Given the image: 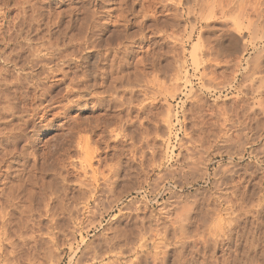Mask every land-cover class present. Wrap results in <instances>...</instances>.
<instances>
[{
  "label": "rangeland",
  "instance_id": "1",
  "mask_svg": "<svg viewBox=\"0 0 264 264\" xmlns=\"http://www.w3.org/2000/svg\"><path fill=\"white\" fill-rule=\"evenodd\" d=\"M15 1L0 0V78L8 81L21 73L5 63L9 55L23 64L28 46H39L36 38L43 34L51 36L40 39V46L49 42L47 47H62L68 33L59 32L67 26L74 32L85 6L83 0ZM213 1L201 0L200 17L181 22L179 28L170 18L158 25L162 30H146L150 45L136 43L131 58L143 61L150 46L155 68L150 60H144V67L136 66L141 79L132 96L123 92L124 87L111 97L105 95L102 106L96 93L103 95L113 77L100 79L97 91L91 88L78 96L67 95L69 82L56 76L41 106L47 114H37L35 126L24 129L28 139L9 146V129L20 121L0 127V138L6 140L0 142V264H264V30L253 24L238 37L235 49L226 38L221 46L224 30L236 35L232 24L239 11L226 19L213 10L211 5L218 4ZM233 1L235 8L246 2L247 12L254 5L264 12V0ZM167 25L171 28L165 29ZM109 28L96 36L103 47L114 46L122 30ZM134 32L135 28L126 30L129 35ZM10 49L18 55H11ZM134 67L124 75L132 77ZM10 151L16 154L10 157ZM189 157L196 158L197 165L187 163Z\"/></svg>",
  "mask_w": 264,
  "mask_h": 264
},
{
  "label": "bare ground",
  "instance_id": "2",
  "mask_svg": "<svg viewBox=\"0 0 264 264\" xmlns=\"http://www.w3.org/2000/svg\"><path fill=\"white\" fill-rule=\"evenodd\" d=\"M15 1V0H14ZM19 1V0H18ZM29 1V0H27ZM31 1V0H30ZM33 1V0H32ZM85 3V6H83V15H82V19L79 20V24L76 30H73L74 32L71 33L68 32L70 26L65 27L64 31L59 32L62 33L63 36L69 35V33H71V35L66 39L67 41L62 43V47L59 46H54L52 48V46L55 44H51V47H47V43L46 47H42L43 46V42L40 43L39 40L41 39H37L39 43L35 46L37 47H33L31 48V45L28 46L30 48H28L27 52V48L26 51L28 54V57L24 60L22 58V62L16 61V59H13L12 57L10 58V55L8 58L5 59V63H8L11 65L12 68L14 69H18L17 71H20L21 73L19 75L16 76L15 74V78L11 79V81L6 80V78L3 76L2 78H0V127L4 126V128L8 127L9 125L14 122L15 120H18L21 122V124H19L20 122H17V126L16 124H14L16 126V128H14L15 126L13 125V129L10 128V136H9V141H11L12 143L8 144L9 146H14L17 145V140H25L29 138V136H27V133L25 134L24 129H27V126L32 124L34 122V117H37V114H41V112L45 111V108L41 107L43 101L46 99L47 95H49V84L51 82V79H54V77L56 76H61V79H63L64 81H68L69 84L67 89H66V93L67 95H72V94H76V95H80L84 94L86 91L89 92L90 89L92 88L93 90L97 91L96 89H99V87L97 86V82L101 79L105 80L106 77H113V85L111 82V79L109 80L111 86L108 88H105V90L103 89V95H101L100 93H96L98 94L96 96V99L99 103V105H104V103H106V97L105 95H108L111 97V95L116 94L119 90H122L124 87L123 92L125 93H129L130 96L133 95V89L134 86L140 81H138V79L140 80L141 78H138L141 75L139 73H137L138 68L136 67L137 65H143L144 60H146V62H148L147 60H150L152 63L149 64V66L151 68H155V64L154 60H151V58H153V54L151 53V47L149 46L147 50H149L146 54L147 58L142 61V60H137L134 61L132 60L135 56V47H136V43H142V44H148L150 45V42L152 40V37L149 38L147 36V31L149 30V33L152 32L151 30H162L161 28H157L158 25L166 23L168 19L172 18V21H175L176 23V28L180 26V23H186L190 20V18H196V16L200 17V1L201 0H110V5H105L104 0H83ZM113 1H116L113 2ZM206 1V0H205ZM242 1V0H241ZM16 2V1H15ZM76 2V1H75ZM112 2L114 4H112ZM215 2V3H214ZM218 2V4H216ZM237 2V1H236ZM240 2V1H239ZM257 2V1H255ZM211 3V2H210ZM214 4H216V6L211 5L214 7L213 10H218L219 14L221 15V17L226 18L225 16L228 17V14L231 15V13H233L232 15H235V9H237V11H239V13H237L239 16L236 18V22H234L232 25L234 27V30H236V35L231 34L229 28L227 30H224L222 32V35L219 36L220 37V43L222 46V40H224L226 38V40L229 41L231 47L233 49H235L236 44L238 43V37L240 38L242 36V32L248 31L250 30V28L253 26V24L255 25V29L256 30H264V25L262 22H264V12L263 9L261 10L260 7L257 8L256 5L252 6V13H255L256 15V22L253 23L252 19H250V13L251 11L247 12V7L248 5L245 4H240L238 6V8H235L234 6V1L233 0H214L213 1ZM212 3V4H213ZM8 4V3H7ZM14 4V3H12ZM32 4V2H31ZM104 4V5H103ZM109 4V3H108ZM205 3H203L204 5ZM238 4V3H237ZM248 4V3H247ZM263 4V2H262ZM15 5V4H14ZM18 5V3H17ZM202 5V4H201ZM20 6V5H19ZM44 6V5H43ZM69 6V5H68ZM208 6V5H207ZM259 6V5H258ZM18 7V6H17ZM34 7V6H33ZM42 7V6H41ZM206 7V6H205ZM250 7V6H249ZM21 8V7H19ZM69 8V7H68ZM67 8V9H68ZM138 8V10L136 9ZM207 8V7H206ZM73 9V8H72ZM134 9H136L137 11H135ZM204 9V8H203ZM208 9V8H207ZM26 10V9H25ZM212 10V8L210 9ZM209 10V13H210ZM250 10V8H249ZM31 11V10H30ZM34 11V10H33ZM40 11V10H39ZM43 11V10H42ZM49 11V10H48ZM47 11V12H48ZM55 11V10H54ZM80 11V10H79ZM46 12V13H47ZM68 12V11H67ZM216 12V11H215ZM25 13V12H24ZM30 13V12H29ZM54 13V12H53ZM57 15V11L55 12ZM203 13V12H202ZM212 13V11H211ZM214 13V12H213ZM26 14V13H25ZM51 13H49L50 16ZM206 14V13H204ZM209 14H207L208 16ZM213 15V14H212ZM216 15V14H215ZM19 16V15H18ZM44 16V15H43ZM60 16V15H59ZM69 16V15H68ZM203 16V15H202ZM236 16V15H235ZM22 17V16H21ZM20 17V18H21ZM57 17V16H56ZM215 17V16H214ZM230 17V16H229ZM42 18V17H41ZM204 18V16H203ZM207 18V17H206ZM210 18V17H209ZM213 18V17H212ZM234 17H232L233 19ZM24 19V18H23ZM31 19V18H30ZM163 19V20H162ZM198 19V18H197ZM227 19V18H226ZM229 19V18H228ZM22 20V19H20ZM38 20V19H37ZM70 20V19H69ZM78 20V19H77ZM204 20V19H203ZM4 21V20H3ZM30 21V20H29ZM48 21V20H47ZM57 22V20H55ZM61 21V20H60ZM199 21V20H198ZM234 21V19H233ZM260 21V22H258ZM19 22V21H18ZM22 22V21H21ZM43 22V21H42ZM51 22V21H50ZM49 22V23H50ZM68 22V21H67ZM225 22V21H224ZM230 22V20H229ZM258 22V23H257ZM9 23V22H8ZM149 23V24H148ZM170 23V22H169ZM175 23H173V25L175 26ZM195 23V22H194ZM66 24V23H65ZM219 24V23H218ZM8 25V24H7ZM13 25V24H12ZM53 25V24H52ZM71 25V24H70ZM73 25V24H72ZM71 25V27H72ZM1 26V25H0ZM14 26V25H13ZM44 26V25H43ZM46 26V25H45ZM75 26V25H74ZM193 26V24H192ZM228 26V24H227ZM230 26V25H229ZM29 27V26H28ZM76 27V26H75ZM109 27H114V29H122L121 31H119V36L116 38L115 45L112 46V43H104L106 46L103 47V45L101 44V41L98 37L99 32L103 33V30L109 28ZM181 27V26H180ZM206 27V26H205ZM8 28V27H7ZM27 28V27H26ZM46 28V27H45ZM136 29L137 32H134L132 35L130 33L127 34L126 30H130V29ZM166 28H171V26H165ZM173 28V26H172ZM185 28V27H184ZM191 28V27H190ZM223 28V27H222ZM221 28V29H222ZM226 28V27H225ZM232 28V27H231ZM230 28V29H231ZM253 28V29H254ZM13 29V28H12ZM28 29V28H27ZM30 29V28H29ZM39 29V28H38ZM49 29V28H48ZM110 29V28H109ZM205 29V28H204ZM220 29V28H219ZM252 29V28H251ZM254 29V30H255ZM16 30V29H15ZM169 30V29H168ZM171 30V29H170ZM192 30V29H191ZM2 31V30H0ZM7 31V30H6ZM54 31V30H53ZM146 31V32H145ZM164 31V30H163ZM253 31V30H252ZM113 32V31H112ZM165 32V31H164ZM9 33V31H8ZM12 33V32H11ZM48 33V32H47ZM52 33V32H51ZM98 33V35H97ZM110 33V32H109ZM116 33V32H115ZM252 33V32H251ZM254 33V31H253ZM1 34V33H0ZM14 34V33H13ZM23 34V33H22ZM65 34V35H64ZM50 35V34H48ZM47 35V36H48ZM58 35V33H57ZM173 35V34H172ZM241 35V36H240ZM254 36L256 35L255 33L253 34ZM47 36L44 37L43 34V38L42 39H47ZM51 36V35H50ZM61 36V35H60ZM114 36V35H113ZM135 36V37H134ZM261 36V35H260ZM264 36V35H263ZM15 37V36H14ZM18 37V36H17ZM27 37V36H26ZM35 37V36H34ZM38 37V36H37ZM39 37H42L41 35ZM38 37V38H39ZM49 37V36H48ZM56 37V36H55ZM58 37V36H57ZM137 37L136 41L134 42L135 38ZM178 37V36H177ZM199 37V36H198ZM257 37V36H256ZM23 38V37H22ZM25 38V36H24ZM23 38V39H24ZM60 38V37H59ZM59 38H56L54 40H57ZM62 38V37H61ZM169 38V37H168ZM202 38V37H201ZM242 38V37H241ZM13 39V37H12ZM21 39V38H20ZM32 39V38H31ZM41 39V40H42ZM53 39V38H52ZM154 39V38H153ZM179 39V38H178ZM15 40V38L13 39ZM26 40V38H25ZM30 39H28L29 41ZM35 40V39H34ZM49 40H51L49 38ZM47 40V41H49ZM106 40V39H105ZM161 40H164L163 38ZM171 40V39H169ZM244 40V39H243ZM1 41V40H0ZM24 41V40H23ZM25 41V42H28ZM32 41V40H31ZM59 41V40H57ZM207 41V40H206ZM7 42V40H6ZM14 42V41H13ZM30 42V41H29ZM35 42V41H34ZM33 42V43H34ZM45 42V41H44ZM52 42V41H51ZM50 42V43H51ZM56 42V41H55ZM106 42V41H105ZM36 43V42H35ZM58 43V42H57ZM243 43V42H242ZM23 44V43H22ZM25 44V43H24ZM27 44V43H26ZM32 44V43H31ZM40 44H42V46H40ZM44 44V45H45ZM59 44V43H58ZM57 44V45H58ZM61 44V43H60ZM114 44V43H113ZM197 43H195L196 46ZM200 44V43H199ZM6 45V44H4ZM175 45V44H174ZM179 45V44H178ZM182 45V44H181ZM227 45V44H226ZM50 46V44H49ZM152 46V45H151ZM166 46V45H165ZM198 46V45H197ZM225 46V45H224ZM27 47V45H26ZM169 47V46H168ZM177 47V46H176ZM194 47V45H193ZM230 47V48H231ZM16 48V47H15ZM228 48V47H226ZM253 48V47H252ZM19 49V48H18ZM199 49V48H198ZM208 49V48H207ZM244 49V50H243ZM243 51L240 53V55H244L246 52V49L243 47ZM11 50V49H10ZM9 50V51H10ZM14 50V49H13ZM11 50V55L13 54H17L18 52H15ZM176 50V49H175ZM184 50V49H182ZM232 50V49H231ZM18 51V50H17ZM22 51V50H21ZM24 51L22 53H24ZM146 51V50H145ZM168 51V50H167ZM138 52V51H137ZM171 52V51H169ZM169 52H167L169 54ZM196 52V51H195ZM208 52V51H207ZM216 52V51H215ZM261 52V51H260ZM21 53V52H20ZM166 53V52H165ZM209 54V53H208ZM18 55V54H17ZM145 55V54H144ZM204 55V53H203ZM217 55V54H216ZM145 56V57H146ZM177 56V55H176ZM180 56V55H179ZM223 56V55H222ZM257 56V54H256ZM22 57V56H21ZM137 57V56H136ZM141 57V56H140ZM163 59L165 57V55H162ZM216 57V56H215ZM240 57V56H239ZM20 58V56H19ZM18 58V60H19ZM158 58V57H157ZM179 58V57H178ZM181 58V57H180ZM196 56H195V62H196ZM227 58V57H226ZM21 60V58H20ZM92 60V63L89 64V61ZM130 60H132V62H130ZM199 60V59H198ZM197 60V61H198ZM215 60V59H214ZM217 60V59H216ZM224 60V59H223ZM175 61V58H174ZM257 61V60H255ZM18 62L21 63L22 65H18ZM166 62V61H165ZM236 62V61H235ZM106 63V64H105ZM178 63V62H177ZM199 63V62H198ZM198 63L196 65H198ZM208 63V62H207ZM237 63V62H236ZM257 63V62H256ZM259 63V62H258ZM169 64V63H168ZM172 64V63H171ZM183 64V61H182ZM135 65V67L133 68V73H132V77H126L124 73L126 72V70L128 69V67H131ZM205 65V64H204ZM258 65V64H257ZM145 66V63L143 65V67ZM181 66V65H179ZM105 69H104V68ZM142 67V68H143ZM256 67V66H255ZM259 67V65H258ZM140 68V66H139ZM170 68V67H169ZM204 68V67H203ZM250 68V67H249ZM254 68V67H253ZM252 68V69H253ZM257 68V67H256ZM141 69V68H140ZM139 69V71H140ZM251 70V69H250ZM258 70V69H257ZM260 70V69H259ZM16 71V72H17ZM130 71V70H129ZM169 71V70H168ZM171 71V69H170ZM206 71V70H205ZM263 71V70H262ZM6 72V71H5ZM258 72V71H257ZM11 73V72H10ZM129 73V72H128ZM166 73V72H165ZM247 73V72H246ZM14 74V73H13ZM253 74V73H252ZM256 74V73H255ZM264 74V73H263ZM0 75H1V70H0ZM12 75V74H11ZM166 75V74H165ZM163 73V76H165ZM179 75V74H177ZM181 75V74H180ZM207 75V74H206ZM13 76V75H12ZM152 76V75H151ZM159 76V75H158ZM175 76V75H173ZM205 76V75H204ZM1 77V76H0ZM9 77V76H8ZM11 78V76H10ZM13 78V77H12ZM133 80H131V79ZM173 78V77H172ZM57 79V78H56ZM108 79V78H107ZM163 79V78H161ZM55 80V79H54ZM149 80V79H148ZM235 80V79H234ZM112 81V82H113ZM164 81V79H163ZM168 81V80H167ZM56 82H60L62 83V80H58ZM90 82H94L93 84L89 85ZM105 82V81H104ZM144 82V81H143ZM153 82V81H151ZM145 83V82H144ZM148 84V83H147ZM164 84V83H162ZM238 84V83H237ZM55 85V83L53 84ZM108 85V84H107ZM50 86L52 87V84H50ZM100 86V85H99ZM140 86V85H139ZM154 86V85H153ZM167 87V85H166ZM240 87V86H239ZM243 88V87H242ZM132 89V90H131ZM146 91V90H144ZM137 92V91H136ZM253 92V91H252ZM144 93V92H143ZM147 93V92H146ZM94 94V93H93ZM100 94V95H99ZM136 94V93H135ZM138 94V93H137ZM153 94V93H152ZM151 94V95H152ZM64 95V94H63ZM56 96V95H55ZM60 96V95H59ZM62 96V95H61ZM60 96V98H61ZM94 96V95H93ZM121 96V95H120ZM120 96L118 98H120ZM153 96V95H152ZM64 97V96H63ZM67 97V96H66ZM69 97V96H68ZM74 97V96H73ZM77 97V96H76ZM86 97V96H85ZM127 97V96H126ZM58 98V97H54ZM80 98V97H79ZM87 98V97H86ZM93 98V97H92ZM115 98V97H114ZM117 98V97H116ZM131 98V97H130ZM129 98V99H130ZM138 98V97H137ZM153 98V97H152ZM53 98H50L49 101H54L55 100ZM63 99V98H62ZM65 99V98H64ZM67 99V98H66ZM110 99V98H109ZM132 99V98H131ZM130 99V100H131ZM140 99V97H139ZM149 99V98H148ZM3 100V102L1 101ZM57 100V99H56ZM59 100V99H58ZM81 100V98H80ZM128 101V100H127ZM144 101V100H143ZM142 101V102H143ZM62 102V101H61ZM130 102V101H129ZM145 102V101H144ZM69 103V102H68ZM77 103V102H76ZM97 103V104H98ZM128 103V102H126ZM134 103V102H133ZM146 103V102H145ZM71 104V103H70ZM75 104V103H74ZM124 104V103H123ZM130 104V103H129ZM132 104V103H131ZM130 104V105H131ZM54 105V104H53ZM117 106V105H116ZM141 106V105H140ZM68 107V104H67ZM246 107V106H245ZM42 108V109H41ZM65 108V107H64ZM111 108V107H110ZM120 108V107H119ZM128 108V107H127ZM48 109V108H47ZM106 109V108H104ZM117 109V108H116ZM133 109V106H132ZM62 110V109H61ZM64 110V109H63ZM66 111V110H65ZM58 112V111H57ZM248 112V111H247ZM45 114H47L46 112H43ZM62 113V112H61ZM31 115L33 118L32 119H27L28 115ZM44 114V115H45ZM246 114V111H245ZM57 115V114H56ZM64 115V114H63ZM103 115V114H102ZM108 115V114H107ZM55 116V115H54ZM58 116V115H57ZM126 116V115H125ZM247 116V115H246ZM26 117V119H25ZM44 116H41V118H43ZM167 118V116H165ZM164 117V118H165ZM11 118V120H9ZM30 118V117H29ZM5 121H4V120ZM40 119V118H39ZM49 119V118H48ZM109 119V118H108ZM256 119V118H255ZM264 119V118H263ZM9 120V121H8ZM38 120V119H37ZM74 120V119H73ZM167 120V119H166ZM253 120V119H252ZM46 121V120H45ZM92 122V121H91ZM229 122V121H228ZM249 122V121H248ZM263 122V121H262ZM261 122V123H262ZM40 123V121L38 122ZM98 123V122H97ZM252 123V122H251ZM36 124V123H35ZM35 124H32L31 126H35ZM73 124V123H72ZM71 124V125H72ZM95 124V123H94ZM111 124V123H110ZM256 124V123H255ZM91 125V124H90ZM104 125V124H103ZM233 125V124H232ZM240 125V124H239ZM264 125V123H263ZM11 126V125H10ZM30 126V127H31ZM74 126V125H73ZM84 126V125H83ZM96 126V125H95ZM114 126V125H113ZM38 128V124L36 126ZM69 127V126H68ZM80 127V126H79ZM89 127V126H88ZM115 127V126H114ZM263 127V126H262ZM261 127V128H262ZM7 128V130H8ZM70 128V127H69ZM231 128V127H229ZM35 129V128H33ZM40 129V128H38ZM79 129V128H78ZM82 129V128H81ZM80 129V130H81ZM103 129V128H102ZM119 129V128H118ZM258 129V128H257ZM1 130V129H0ZM30 130V129H29ZM75 130V129H74ZM101 130V128H100ZM105 130V129H104ZM252 130V129H251ZM34 131V130H32ZM68 131V130H66ZM71 131V129H70ZM222 131V130H221ZM244 131V130H243ZM5 134V132L7 131H1ZM224 132V131H223ZM240 132V131H239ZM1 133V134H3ZM7 133V134H8ZM72 133V132H71ZM70 133V134H71ZM115 133V132H114ZM3 134V135H4ZM7 134L5 136H7ZM13 134V135H12ZM36 134V132H35ZM69 134V132H68ZM70 137V135H68ZM117 134V133H116ZM34 135V134H33ZM64 135V134H63ZM72 135V134H71ZM77 135V134H76ZM75 135V136H76ZM1 136V135H0ZM66 139L67 140V137ZM120 136V135H119ZM124 136V135H123ZM148 136V135H146ZM28 137V138H27ZM145 137V136H144ZM5 138V137H4ZM2 138V139H4ZM61 138V136H60ZM65 138V137H64ZM75 138V137H74ZM146 138V137H145ZM149 138V137H148ZM0 138V142L2 143V140ZM73 139V138H72ZM155 139V138H154ZM242 139V138H241ZM5 140V139H4ZM16 140V142H15ZM35 140V139H34ZM64 140V139H63ZM74 140V139H73ZM85 140V139H84ZM133 140V139H132ZM147 140V139H146ZM259 140V139H258ZM6 141V140H5ZM7 141V142H9ZM68 141V140H67ZM65 141V142H67ZM148 141V140H147ZM253 141V140H252ZM32 142V141H31ZM80 142V141H79ZM88 142V140H87ZM202 142V141H201ZM6 143V142H5ZM33 144H35L34 142H32ZM64 142H62L63 144ZM70 143V141H69ZM78 143V142H77ZM220 143V142H219ZM4 144V143H3ZM28 144V143H27ZM62 144L60 146H62ZM75 144V143H74ZM264 144V143H263ZM7 145V144H6ZM64 145V144H63ZM66 145V143H65ZM68 145V144H67ZM85 145V144H84ZM33 146V145H32ZM69 146V145H68ZM14 147L13 150H14ZM28 147V146H27ZM6 148V147H5ZM10 148V147H9ZM88 148V147H87ZM264 148V147H263ZM4 149V148H3ZM24 149V148H23ZM86 149V148H85ZM107 149V148H106ZM120 149V148H119ZM123 149V147H122ZM252 149V148H251ZM7 150V149H6ZM12 150V149H11ZM22 150V149H21ZM20 150V151H21ZM66 151V149H64ZM81 150V149H80ZM95 150V149H94ZM58 151V150H57ZM64 151V152H65ZM86 151V150H85ZM89 151V149L87 150ZM193 151V149H192ZM4 152V151H3ZM16 152V151H15ZM50 152V151H48ZM81 152V151H80ZM90 152V151H89ZM195 152V151H194ZM14 152L10 151V157L14 156L16 153H14V155H12ZM85 153V152H84ZM88 153V152H87ZM92 153V152H91ZM90 153V154H91ZM95 153V152H94ZM4 154V153H2ZM20 154V153H19ZM46 154V153H45ZM49 154V153H48ZM46 154V155H48ZM78 154V153H77ZM93 154V153H92ZM91 154V155H92ZM192 154V153H191ZM7 155V154H6ZM7 155V156H9ZM26 155V154H25ZM28 155V154H27ZM89 155V154H88ZM87 155V157H89ZM99 155V154H97ZM193 156V155H192ZM3 157V156H2ZM33 157V156H32ZM37 157V156H36ZM40 157V156H39ZM45 155L43 157V160L45 159ZM84 158V156H82ZM191 157V156H190ZM187 161V163L189 162L190 165H197V161L195 160L196 158L192 157ZM1 158V157H0ZM5 158V157H4ZM8 158V157H7ZM23 158V157H22ZM28 158V157H27ZM95 158V157H94ZM118 158V157H117ZM188 158V157H187ZM34 159V158H31ZM185 159V158H184ZM5 160V159H3ZM9 160V159H8ZM11 160V159H10ZM24 160V158L22 159ZM42 160V158H41ZM84 161L90 162L92 159V157H90V159L86 160V158L83 159ZM82 160V161H83ZM104 160V159H103ZM66 161V160H65ZM79 161V160H78ZM113 161V160H112ZM183 161V160H182ZM14 162V161H13ZM27 162V160H26ZM37 162V160H36ZM60 162V161H58ZM70 162V161H69ZM5 163V161H4ZM10 163V162H9ZM30 163V162H29ZM33 163V161H32ZM55 163V162H54ZM71 163V162H70ZM77 163V162H76ZM75 163V164H76ZM81 163V162H80ZM72 164V163H71ZM83 163H81L82 165ZM85 164V163H84ZM7 165L9 167V164L7 162ZM18 165V164H17ZM26 165V164H25ZM30 165V164H29ZM63 164H61L62 166ZM70 165V164H69ZM80 165V166H81ZM158 165V164H157ZM5 166V165H4ZM20 166V165H19ZM32 166V164H31ZM35 166V164H34ZM64 166V165H63ZM62 166V168H63ZM70 166H73L70 165ZM69 166V167H70ZM90 166V165H89ZM99 166V165H98ZM114 166V165H113ZM11 167V166H10ZM36 167V166H35ZM40 167V166H39ZM87 167V166H86ZM115 167V166H114ZM158 167V166H156ZM7 168V167H6ZM24 168V167H23ZM33 168V167H32ZM43 168V167H41ZM65 168V167H64ZM73 168V167H72ZM82 168V167H81ZM83 168L84 165H83ZM179 168V167H178ZM109 169V168H108ZM7 170V169H6ZM12 170V169H11ZM56 170V168H55ZM65 170V169H64ZM67 170V169H66ZM82 170V169H80ZM89 170V169H88ZM113 170V169H112ZM111 170V171H112ZM32 171V170H31ZM179 171V170H178ZM181 171V169H180ZM190 171V170H189ZM195 171V170H194ZM193 171V172H194ZM28 172V171H27ZM38 172V171H37ZM62 172V171H61ZM169 172V171H168ZM192 172V171H191ZM20 173H22L20 171ZM39 173V172H38ZM52 173V172H51ZM60 173V172H59ZM83 174V173H82ZM87 174V173H86ZM104 175V174H103ZM160 175V174H159ZM173 175V174H172ZM186 175V174H185ZM12 176V175H11ZM21 176V175H20ZM68 176V175H67ZM170 176V175H169ZM16 177V176H15ZM23 177V176H22ZM94 177V176H93ZM163 177V176H162ZM198 177V176H197ZM203 177V176H202ZM31 178V177H30ZM160 178V177H159ZM32 179V178H31ZM195 179V178H194ZM26 180V179H25ZM58 180V179H57ZM86 180V179H85ZM89 180V179H88ZM160 180V179H158ZM33 181V180H32ZM39 181V180H38ZM56 181V180H55ZM68 181V180H66ZM81 181V180H80ZM260 181V180H259ZM64 182V181H62ZM79 182V180H78ZM13 183V182H12ZM17 183V182H16ZM26 183V182H25ZM35 183V182H34ZM156 183V182H155ZM11 184V183H10ZM54 184V183H53ZM63 184V183H62ZM88 184V183H86ZM249 184V183H248ZM3 185V184H2ZM23 185V183H22ZM21 185V186H22ZM91 185V184H90ZM159 185V184H158ZM13 186V185H12ZM88 186V185H87ZM226 186V185H225ZM42 187V186H41ZM54 187V186H53ZM91 187V186H90ZM157 187V186H156ZM160 187V186H159ZM25 188V187H24ZM52 188V187H51ZM237 188V187H236ZM42 189V188H41ZM45 189V188H44ZM55 189V188H54ZM59 189V188H58ZM153 189V188H152ZM233 189V188H232ZM39 190V189H38ZM48 190V189H47ZM53 190V189H52ZM82 191V190H81ZM80 191V192H81ZM253 191V190H252ZM12 192V191H11ZM17 192V190L15 191ZM58 192V191H57ZM92 192V191H91ZM103 192V191H102ZM233 192V191H232ZM243 192V191H242ZM10 193V192H9ZM54 193V192H53ZM93 193V192H92ZM249 193V192H248ZM254 193H256L254 191ZM28 194V193H27ZM31 194V192H30ZM33 194V193H32ZM56 194V193H55ZM250 194V193H249ZM15 195V194H14ZM20 195V194H19ZM18 195V196H19ZM35 195V194H34ZM44 195V194H43ZM83 196V195H82ZM30 197V196H29ZM49 197V196H48ZM40 198V197H39ZM60 198V197H59ZM230 198V197H229ZM9 199V198H8ZM41 199V198H40ZM53 199V198H52ZM56 199V198H55ZM64 199V198H62ZM84 199V198H83ZM10 200V199H9ZM15 200V199H14ZM22 200V199H21ZM20 200V201H21ZM30 200V199H29ZM43 200V199H42ZM41 200V201H42ZM51 200V199H50ZM61 200V199H60ZM185 200V199H184ZM224 200V199H223ZM227 200V199H226ZM225 200V201H226ZM39 201V200H38ZM107 201V200H106ZM230 201V200H229ZM256 201V200H254ZM24 202V201H23ZM22 202V203H23ZM96 202V201H95ZM104 202V201H103ZM235 202V201H234ZM258 202V201H257ZM47 203V202H46ZM97 203V202H96ZM226 203V202H225ZM236 203V202H235ZM247 203V202H246ZM256 203V202H255ZM38 205V204H37ZM173 205V204H172ZM248 205V204H247ZM256 205V204H255ZM21 206V205H20ZM44 207V205H42ZM53 206V205H52ZM241 206V205H240ZM260 206V205H259ZM17 207V206H16ZM46 207V206H45ZM55 207V206H54ZM230 207V206H229ZM249 207V206H248ZM4 209V208H3ZM7 209V208H5ZM21 209V208H20ZM43 208H41L42 210ZM256 209V208H255ZM17 210V209H16ZM26 210V209H25ZM37 210V209H36ZM237 210V209H236ZM235 210V211H236ZM259 210V209H258ZM2 212V210H0ZM4 211V210H3ZM49 211V210H48ZM230 211V210H229ZM238 211V210H237ZM52 212V211H51ZM41 213V212H40ZM1 214V213H0ZM4 214V213H3ZM44 214V213H43ZM42 214V215H43ZM55 214V213H54ZM94 214V213H93ZM48 215V214H47ZM233 215V214H232ZM241 215V214H240ZM2 216V214H1ZM36 216V215H35ZM243 216V215H242ZM31 217V216H30ZM37 217V216H36ZM22 218V217H21ZM236 218V217H235ZM257 218V217H256ZM4 219V218H3ZM29 219V218H28ZM39 219V218H38ZM49 219V218H48ZM6 220V219H5ZM32 220V219H31ZM88 221V220H87ZM239 221V220H238ZM243 221V220H242ZM40 222V221H39ZM55 222V221H53ZM246 222V221H245ZM7 223V222H6ZM52 223V222H51ZM246 224V223H245ZM54 225V224H53ZM218 225V224H217ZM264 225V224H263ZM11 226V225H10ZM252 226V225H251ZM250 226V227H251ZM5 227V226H4ZM49 227V226H48ZM248 227V226H247ZM243 228V227H242ZM167 229V228H166ZM5 230V229H4ZM48 230V229H47ZM243 230V229H242ZM161 231V230H160ZM166 232V231H165ZM264 233V232H263ZM50 235V234H49ZM163 235V234H161ZM165 235V234H164ZM263 235V234H262ZM3 236V235H2ZM160 236V235H159ZM254 237V236H253ZM8 239V237H6ZM6 239V240H7ZM52 239V237H51ZM236 239V238H235ZM244 239V238H243ZM264 239V238H263ZM256 240V239H255ZM157 245V244H156ZM142 246V245H141ZM140 246V247H141ZM3 247V246H2ZM252 247V246H251ZM239 255V254H238ZM241 256V255H240ZM254 256V255H253ZM245 257V256H244ZM255 257V256H254ZM250 258V257H249ZM242 260V259H241ZM256 262V261H255ZM257 263V262H256ZM254 264V263H253Z\"/></svg>",
  "mask_w": 264,
  "mask_h": 264
}]
</instances>
